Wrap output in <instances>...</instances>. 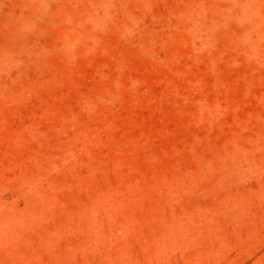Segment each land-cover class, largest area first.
<instances>
[{
  "label": "rangeland",
  "instance_id": "rangeland-1",
  "mask_svg": "<svg viewBox=\"0 0 264 264\" xmlns=\"http://www.w3.org/2000/svg\"><path fill=\"white\" fill-rule=\"evenodd\" d=\"M0 264H264V0H0Z\"/></svg>",
  "mask_w": 264,
  "mask_h": 264
}]
</instances>
